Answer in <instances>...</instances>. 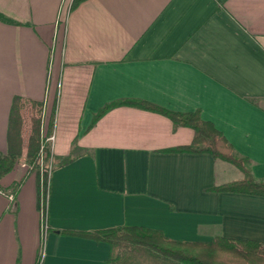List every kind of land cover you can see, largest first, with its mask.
Wrapping results in <instances>:
<instances>
[{
	"label": "crops",
	"instance_id": "obj_1",
	"mask_svg": "<svg viewBox=\"0 0 264 264\" xmlns=\"http://www.w3.org/2000/svg\"><path fill=\"white\" fill-rule=\"evenodd\" d=\"M0 0V152L14 96L24 151L32 102L52 119L45 230L35 173L0 179V264H104L105 241L80 235L145 226L178 241L264 242V197L212 190L242 179L206 152H174L194 131L140 99L199 110L264 180V0ZM11 196V197H10Z\"/></svg>",
	"mask_w": 264,
	"mask_h": 264
},
{
	"label": "trees",
	"instance_id": "obj_2",
	"mask_svg": "<svg viewBox=\"0 0 264 264\" xmlns=\"http://www.w3.org/2000/svg\"><path fill=\"white\" fill-rule=\"evenodd\" d=\"M83 0H72L75 7ZM2 15L0 14V18ZM120 105L139 107L168 117L174 126H187L193 129L191 142L170 148L174 152H206L213 158L230 162L240 168L245 176L230 181L212 190L252 194L264 197V180H256L249 168L246 157L236 154L233 146L211 123L200 116L199 110L190 112L172 111L154 103L140 99H118L102 106L93 116L92 123L107 110ZM34 113L31 116L30 132L24 151L21 135L22 116L19 96H14L8 117L7 146L0 152V179L12 171L25 154L37 179L38 208L45 213L48 174L41 175L38 162L40 142L52 131V119L43 131L41 105L32 102ZM48 155L49 149L46 150ZM71 153L58 157V165L72 160ZM80 235L105 241L110 253L104 264H264V242L254 239L227 238L218 236L207 242L178 241L165 236L160 230L145 226H118L97 231L83 232Z\"/></svg>",
	"mask_w": 264,
	"mask_h": 264
},
{
	"label": "rangeland",
	"instance_id": "obj_3",
	"mask_svg": "<svg viewBox=\"0 0 264 264\" xmlns=\"http://www.w3.org/2000/svg\"><path fill=\"white\" fill-rule=\"evenodd\" d=\"M31 115H33V114H31ZM29 132H30V129H29ZM45 138H43L41 140V142H40V149H39V152H38V162H39V165H40L41 175L43 173H45V172L48 174L49 171L58 163V159H55L52 156V154H51L50 151H49V153L47 155L46 150L47 149H50V146H49V142L46 141ZM42 145H44L43 148H42ZM19 162L25 163L27 165L28 169L31 172L33 171V170H31V165L26 162L25 154L22 155V157L19 159ZM42 222H45V213H42ZM43 230H44V226H43Z\"/></svg>",
	"mask_w": 264,
	"mask_h": 264
},
{
	"label": "built area",
	"instance_id": "obj_4",
	"mask_svg": "<svg viewBox=\"0 0 264 264\" xmlns=\"http://www.w3.org/2000/svg\"><path fill=\"white\" fill-rule=\"evenodd\" d=\"M46 141L49 142V146H52L53 141H54V135L51 133L49 136H47ZM44 147V145H42V148ZM11 197V196H10ZM44 224V225H43ZM42 225L44 226V230H45V222H42Z\"/></svg>",
	"mask_w": 264,
	"mask_h": 264
}]
</instances>
